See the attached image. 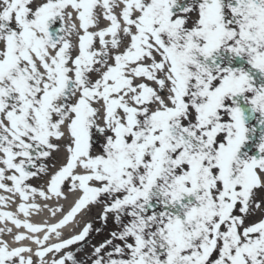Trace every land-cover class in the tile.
<instances>
[{
	"label": "snow or ice",
	"instance_id": "obj_1",
	"mask_svg": "<svg viewBox=\"0 0 264 264\" xmlns=\"http://www.w3.org/2000/svg\"><path fill=\"white\" fill-rule=\"evenodd\" d=\"M0 190V264H264V0H0Z\"/></svg>",
	"mask_w": 264,
	"mask_h": 264
},
{
	"label": "bare ground",
	"instance_id": "obj_2",
	"mask_svg": "<svg viewBox=\"0 0 264 264\" xmlns=\"http://www.w3.org/2000/svg\"><path fill=\"white\" fill-rule=\"evenodd\" d=\"M32 184H43V181H31ZM65 196L63 197H53L50 200H45L39 196L36 197L35 202L41 205V209L39 211H33L31 215L28 217V219L33 223H39V224H53L57 223L73 206L74 201L78 197L79 193H71L68 191V188H64ZM0 195L11 197L12 194L4 192L3 190H0ZM66 197V198H65ZM19 203V197L12 198L5 210H10L13 212H16L17 205ZM91 207V206H90ZM83 209L80 213L76 215V217L70 221L67 225L59 229L61 231L63 238H68L70 235L75 234L82 228V223L85 215V211L89 210V208ZM58 208H62L61 211H55ZM53 211H55V215H53ZM20 218L24 219L23 215L20 214ZM81 223V225H80ZM4 225L0 223V227H3ZM9 227L13 229V232H26V229L24 228H15L14 225H12L10 222L8 224ZM29 235H32L31 233H28ZM40 236H43V232L37 234ZM0 238L6 239L10 245L15 246V242L13 241V238L10 234L4 233ZM57 238L53 234L49 240V243L56 242ZM24 244H30L33 248L36 246L32 244L30 241H23Z\"/></svg>",
	"mask_w": 264,
	"mask_h": 264
},
{
	"label": "rangeland",
	"instance_id": "obj_3",
	"mask_svg": "<svg viewBox=\"0 0 264 264\" xmlns=\"http://www.w3.org/2000/svg\"><path fill=\"white\" fill-rule=\"evenodd\" d=\"M85 212H86V214L84 215V221L87 219L88 221L93 222L94 227L99 226L100 222L98 221L97 217H98V214L100 212V207L99 206H91L89 208V210L88 211L86 210ZM93 235H95V234H93ZM95 238L97 240L102 239V237H100V236H96ZM75 247H78V246L77 245L72 246L73 249ZM81 255H83V253H81Z\"/></svg>",
	"mask_w": 264,
	"mask_h": 264
}]
</instances>
